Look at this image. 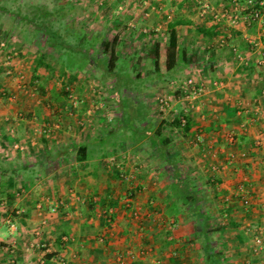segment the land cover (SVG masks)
Wrapping results in <instances>:
<instances>
[{
    "label": "crops",
    "instance_id": "1",
    "mask_svg": "<svg viewBox=\"0 0 264 264\" xmlns=\"http://www.w3.org/2000/svg\"><path fill=\"white\" fill-rule=\"evenodd\" d=\"M94 1L70 2L84 7L81 16L52 17L72 23L81 20L89 41L103 40V50L109 44L108 52L116 40L112 74L104 70L108 60L93 57L96 45L85 46L88 60L81 69H74L64 60V53L71 51L48 44L63 62L61 67L73 72L68 79L60 78L82 100L72 114L66 91L51 98L58 90L47 63L41 62L47 49L17 52V38L2 35L18 55L7 73V49L0 52V264H155V260L161 264H264V243L258 249L253 241L255 235L264 236V26L240 19L232 24L231 16L241 11L227 12L229 0H116L102 6ZM203 1L210 6L205 13L200 11ZM61 4L68 7L69 2L61 0ZM119 4L124 5L121 11ZM170 24L186 52V61L174 73L184 72V76L177 79L172 73H156L155 78L149 77L135 54L151 56L149 72H154L156 45L165 48ZM60 35L77 39L70 31ZM251 38L260 40L259 47H252ZM130 39L138 44L124 51ZM142 39H148L151 47H145ZM95 71L109 78L104 85L115 87L117 115L130 131V141L126 145L120 140L107 155L98 157L90 153L93 148L89 146L88 157L79 161L74 145L124 130L116 127L94 133L92 120L106 124L101 112L92 114L88 124L78 125L85 108L95 103L84 97ZM160 76L168 77L170 89L174 81L190 76L205 86L195 107L187 110L186 131L171 125L174 119L180 125L179 116L186 112L180 92L172 89L171 106L162 113L169 132L162 125L161 134L169 140L164 150L154 148L151 141L159 123L140 115L128 127L121 102L130 98L125 93L142 86L140 78L150 84ZM114 79L120 83L112 85ZM47 123L55 124L49 135L42 132ZM143 125L148 126L144 132ZM230 153L236 154V160L229 164ZM111 155L124 165L125 175L135 173L132 182L107 163ZM176 179L180 183L189 180L197 191V205H184L173 194ZM242 181L251 199L246 208L239 199ZM70 190L79 197H73ZM128 193L132 198L126 206ZM59 201L64 206L51 212L49 206ZM20 208L24 211L15 217L17 232L10 233L5 216H14V209ZM120 255L124 262L118 261Z\"/></svg>",
    "mask_w": 264,
    "mask_h": 264
},
{
    "label": "rangeland",
    "instance_id": "2",
    "mask_svg": "<svg viewBox=\"0 0 264 264\" xmlns=\"http://www.w3.org/2000/svg\"><path fill=\"white\" fill-rule=\"evenodd\" d=\"M68 2H69L68 7L64 6V7H66L64 9L65 10V16H67V15H68V17L70 15L81 16V14H83V12L86 11L84 9V7H82V5L78 6V5L72 4V3H75L74 0H68ZM70 2H72V3H70ZM60 3H61V0H0V8H3V9H0V32L3 35L10 36L11 38L13 37V39L17 38L18 44L14 45L15 48L18 47V49H19V51H17V52H20L21 48H24V49L27 48L29 50L31 49L33 52L36 50H39L38 52H40V51L43 52L45 49H47L46 52L42 53L43 57L41 58L42 59L41 62L47 63L48 68H46V69L51 74L50 78L52 79L53 84H56L57 90H58L56 92L53 91L51 98H58V96H60V95H62V93H64L65 86L67 84L65 85V83H63V81L61 82L60 78L63 77L64 79H68L69 74L73 73V72L72 71H69V73L66 72L64 70V68L61 67V64L63 62L60 61V59L58 58V54L51 53L52 51L49 48H47L48 41L50 40L49 36L47 34L42 33L43 32L42 30H37L34 27V24L35 25L37 24L36 26H38L39 22H35L33 25L30 24V22H23V21L19 22V21H17L15 14L18 12L22 17H24V18L28 17L29 18L32 16V14H33L32 12L35 9V7H37V6L46 7L49 11H51V10L56 11L58 9ZM75 4H77V3H75ZM92 13L90 12V14H92ZM87 15H89V14H87ZM56 20L52 21V24H51L53 31L57 30L58 32H60L59 34H66L67 31H70L76 35L77 39H72V38L67 37L66 40H64V42L71 41L70 46H71V48L73 46V48L76 49L75 53L79 54V50H81V49L85 50L86 49L85 46L88 44H91V47L93 45L97 46L96 52L98 54L97 53L94 54L93 57H96L98 59L100 58V60H105V61H107L109 59V53L110 52L106 51V49L103 50L104 41L103 40L97 41V40H95V38L93 40L89 41V39L87 38L89 35L85 34L84 30H83L85 27V24L83 25V23L80 19H79L80 23H77V21H75L73 23L69 22V20H66V18H63L62 20H57V21ZM83 34H85L84 37L82 36ZM95 36H96V34H95ZM18 40H21V42ZM126 41H125L126 44L124 45V47H125L124 51L126 50L127 52L131 48H136L135 44H138L134 41V39H130V40H126ZM140 41H142L145 44V47L146 46H147V48L151 47L150 41L148 39H142ZM15 43H16V41H15ZM99 45L102 47H99ZM121 45H123V44L120 43L119 46H121ZM10 48L12 50V47H10ZM137 51H139V50L137 49ZM161 51H163V49H161ZM77 54L72 55V57L74 58L73 63L76 60V56H78ZM17 55H18V53H17ZM17 55L15 56V58L17 57ZM79 55H81V54H79ZM135 55L139 57V64L143 66L142 72L143 73L147 72V73H149L148 74L149 77H151L153 75L155 78V76H157L156 75L157 72L156 71H154L152 73L149 72V67H151V56L145 55V56L141 57L142 56L141 54H138V55L135 54ZM68 57L70 58V54ZM69 58H67V56L64 54L65 63H66V61H68L69 67H71L72 61L69 60ZM18 59H19V57L17 58V60ZM37 60H40V59H37ZM12 63H13V61H12ZM85 63H86V60H85ZM47 65L41 64L40 66L45 68ZM66 65H67V63H66ZM81 66H82L81 63H80V65L74 63V69H77V68L81 69ZM79 71H82V70H79ZM161 72L165 76H170L172 73V75L174 74L173 77L177 78V79H180L184 76V72H182V73L175 72L174 73V70L169 71V72L165 71L163 64L161 65ZM100 73H99V71H95V72H92L90 74L89 78L92 79V81H90V87H88L89 88L87 91L88 94L84 95V97L85 98L86 97L93 98V102H95V100L98 98L100 101L104 102L106 105V110H104V113L101 112L104 115V118H102V120H105L107 117H111L112 120L109 122L106 119L107 122L104 121V122H106V124H103V122H100L99 124L98 123L95 124V121L92 120V127H93L92 129H93L94 133H96V134L97 133H107V132L111 131L112 128H116V127H118L119 129H124V130H123V132L108 135L107 140L103 145L92 146L93 149L90 151V153L92 155L97 156V157L101 154V152L104 149L110 150L111 148H114L115 145L117 143H119L120 140H123L126 145H127V143H129L128 141H130L129 140L130 131L128 129H125L126 127L120 123L119 116L117 115L118 106H116L117 102L114 101V98H113L114 96L112 95L115 87L111 86V85L110 86L104 85L105 84L104 81H106L107 79L109 80V78H103L104 75L101 76ZM109 73L110 72H107V74H109ZM59 75H61V77H59ZM124 75H126V73H124ZM161 77H164V76H160L159 81H155L153 83L151 82L150 84L149 83L146 84L145 81H147V78H144V77L140 78L139 80L142 83V86L141 87L137 86V84L139 83V80H138V83L136 82V84H135L138 88L131 90V92L125 93L130 98L123 99L121 102L125 106V114H126L125 119L129 123V125H127L128 127H130L131 120L133 118L137 119V117H139L140 115H141V117L145 116V118L149 119L150 122L153 124H155V123L160 124L163 122L162 120H166L162 115V113L164 111L159 110L157 107L156 98L159 95H163V94L167 95L168 98H173L174 94H173V90L167 87V84L170 82V80H167L168 77H165L163 79H161ZM124 80L126 81L127 78H125ZM120 81H123V80H120ZM113 82L114 83H112V85H118L120 83L119 81H116L115 79L113 80ZM73 92L76 93L74 89H73ZM121 97H122V95H121ZM103 98H105V99H103ZM92 105H95V103H92ZM97 113H98L97 110H94L93 115L95 116V115H97ZM162 118H164V119H162ZM95 119H97V117H95ZM167 122L168 121L166 120L165 123L163 124L164 128H165V125H167ZM136 123L138 125L140 124L138 122H136ZM103 126H105V127H103ZM99 127H103L104 129H100ZM165 133H169L166 128H165ZM121 134H123V136ZM171 135H173V133H171ZM113 144H115V145H113ZM54 152L55 151L52 150L51 154H53ZM139 154H140V152H139ZM68 157L69 156H67V158ZM69 159H71V158H69ZM57 166H58V164H57Z\"/></svg>",
    "mask_w": 264,
    "mask_h": 264
},
{
    "label": "built area",
    "instance_id": "3",
    "mask_svg": "<svg viewBox=\"0 0 264 264\" xmlns=\"http://www.w3.org/2000/svg\"><path fill=\"white\" fill-rule=\"evenodd\" d=\"M75 3H77V1H83V0H74ZM94 1V0H93ZM116 0H95L94 2H96V4L98 6H102L105 5V2H114ZM127 1V0H126ZM136 1V0H135ZM146 1H151V0H145ZM123 4V3H122ZM202 10L201 13H205L209 10L210 6L209 3L207 1H203L202 3ZM228 4L230 6H228L226 8V11H232L234 12V10H239L241 11L240 14H238L237 12H234V15L231 16L230 18V22L232 24H235L239 19L241 21H243L246 24H257L260 23L264 26V0H243L242 3H240V0H229ZM124 5H120L118 6V10L121 11L123 10ZM130 24L128 26V28H130ZM3 34L0 33V52L6 50L5 53V65H8L9 68L7 69V73H10V67L12 64V61H14L15 56L17 55L15 50H11V48L8 46V42L6 41V39L2 36ZM249 43L252 45V47H259L260 45V40L259 39H255V38H251L249 40ZM233 51L235 53L238 52L237 47H233ZM238 58H241V54L238 52L237 54ZM23 78V76H22ZM216 84V83H214ZM172 87L173 90L180 92V100L183 102L184 105V112L183 114H181L179 116L180 119V127L183 128L187 122L186 120V114H187V110L194 108L195 107V102L197 100V98L204 92L205 90V86L204 83L197 79L196 77H188L183 81L180 82H173V85H170ZM65 91H66V98L69 101V107L70 109H68L69 113L72 114L74 113V111H76L77 107L82 104V100H80L73 92V89L69 86L66 85L65 86ZM156 104L159 110L161 111H165L167 110L170 106H171V98H168L167 95L163 94V95H159L156 98ZM96 108V109H95ZM94 110H97V112H102L104 113V110H106V105L104 102L100 101L99 98L95 100V105H93L92 107H87L85 108V114L82 118H80V120L78 121V125L79 126H83L84 124H86L88 121H91V115L94 113ZM86 115V116H85ZM109 122L112 120L111 117H107L106 118ZM105 119V121H106ZM88 122V123H89ZM107 122V121H106ZM87 123V124H88ZM43 129V134L49 135L51 129H53L55 127V124H51V123H47ZM200 136H196L195 138L198 140ZM230 139V141L232 140V136H228V140ZM15 149L20 148L19 145H15L14 146ZM242 156H245V153L241 154ZM236 160V154L234 153H230L228 156V163H233ZM107 163L110 166H113L114 168L119 170V175L121 178L126 179L129 182H132V180L135 177V173H129L126 174L124 173V165H122V163L118 160V158L115 155H111L109 158H107ZM211 169L215 171L216 167L215 166H211ZM239 199L242 203V205L246 208L250 206L251 203V199H250V194H249V187L247 185L246 182L242 181L239 183ZM129 192V190H128ZM70 193L73 195V197H79L78 195H74V191L70 190ZM131 198L132 195L131 193H128L126 195V197H124V203L125 205H129L131 203ZM92 200L95 202L97 201V198L94 196L92 197ZM39 207H41L40 203H38ZM126 205V206H127ZM62 206H64V202L63 201H59L57 203L51 204L49 206V210L51 212H58ZM24 210L23 209H14V216L13 215H9L5 216V221L6 224L8 226V229L10 231V233L13 232H17V228H18V224H17V220L15 219V217L19 216L20 213H22ZM135 215L138 216V213L135 212ZM109 216V215H108ZM0 217H3V215H0ZM67 236H64V239H66ZM253 241L254 244L257 246L258 249L261 248V246L264 243V236L263 235H255L253 237ZM61 260V259H59ZM118 261L119 262H124L122 259V256H118ZM57 264H63L62 261L57 262ZM155 264H161V262L159 260H155Z\"/></svg>",
    "mask_w": 264,
    "mask_h": 264
},
{
    "label": "trees",
    "instance_id": "4",
    "mask_svg": "<svg viewBox=\"0 0 264 264\" xmlns=\"http://www.w3.org/2000/svg\"><path fill=\"white\" fill-rule=\"evenodd\" d=\"M64 5H62L60 3L58 9L56 11H49L46 7H41V6H37L35 7V9L33 10V14L31 17H22L18 12L15 14L17 21L21 22H30V24H34L35 22H39V25L36 26L34 24L35 29L37 30H42L43 32H45L48 36H50L51 38H49L50 40L48 41V44L50 45V47L54 46V47H60V48H67L69 50L70 53L65 52L64 54L67 56V58H69V54H70V58L69 60L72 61V65L78 64L81 65L84 63V61L88 60L86 51L84 50H79V54L75 53L76 50H73L72 48L69 47V45L67 44V42H64V40H66L64 37L65 36H61L59 33H57V31L52 30L51 24H52V17L53 16H59L63 17L65 16V8ZM3 9V8H0ZM65 35V34H64ZM116 40H113L111 47H110V56L108 59V64L107 66H105L104 70H106L107 72H110L112 69V66L114 64V62L116 61V57L114 54V49L113 46L115 44ZM109 47V44L107 43L105 45V48L107 49ZM73 54H77L78 56H76V60L73 63ZM81 57V58H80ZM186 61V52L183 48H181L178 44V38H177V33L175 30V26L174 24H170L169 28H168V43L165 46V48L163 49V51H160V45H156V51L154 54V70L161 74V65L163 64V67L165 69V71H172L176 68V66L181 63V62H185ZM163 62V63H162ZM67 65L68 61H66ZM71 63V62H70ZM71 65V66H72ZM110 74H112L110 72ZM114 75V74H113ZM131 123V122H130ZM164 121L162 123H160L158 125V127L156 128V130L154 131V134L151 136V141L154 144V148L159 147L160 149L162 148L163 150L166 148L169 140L161 134V128L163 125ZM175 125V126H180L179 125V120L178 119H174L171 122V125ZM147 125V122H146ZM146 125H143V132L144 130L148 127ZM131 127V126H130ZM188 127V122H186L185 126L183 127L184 130L186 131ZM107 140V137L101 139V140H92L90 142H84L81 143L77 146L74 145V150L76 152V159L81 161L84 160L88 157V149L89 146H94V145H103ZM115 145V144H113ZM111 150V149H110ZM110 150H103L101 152V156H105L107 155ZM161 152H164L162 150H160ZM189 181V180H188ZM178 182V179H176V184L173 185L172 189H173V194L176 195L177 197L180 198V200L184 203V205H195L197 202V199L195 198V195L197 193V191L193 188L192 185H190V182ZM197 205V204H196Z\"/></svg>",
    "mask_w": 264,
    "mask_h": 264
}]
</instances>
